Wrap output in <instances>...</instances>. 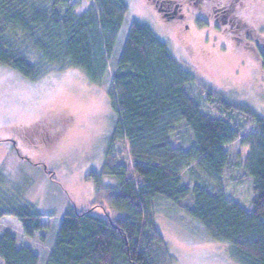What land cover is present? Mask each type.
I'll return each mask as SVG.
<instances>
[{"label": "trees", "instance_id": "16d2710c", "mask_svg": "<svg viewBox=\"0 0 264 264\" xmlns=\"http://www.w3.org/2000/svg\"><path fill=\"white\" fill-rule=\"evenodd\" d=\"M85 1L77 13L71 0H0L1 66L30 81L68 68L92 84L107 81L116 114L102 171L84 178L94 185V199L83 208L72 202L44 264H171L155 226L158 203L227 243L236 264H264V118L198 83L141 21H130L113 57L126 2ZM256 55L263 67V52ZM235 142L244 154L226 151ZM103 176L115 184H104ZM226 179L250 182L249 209L223 194ZM96 209L102 217L92 215ZM5 217L15 219L26 238L44 228L42 214L0 185V220ZM0 262L39 264V256L4 231Z\"/></svg>", "mask_w": 264, "mask_h": 264}, {"label": "rangeland", "instance_id": "374dc122", "mask_svg": "<svg viewBox=\"0 0 264 264\" xmlns=\"http://www.w3.org/2000/svg\"><path fill=\"white\" fill-rule=\"evenodd\" d=\"M124 1L128 12L113 57L120 52L130 21H141L198 83L264 118V66L256 55V49L264 54V0H179L181 17L170 20L149 0ZM71 3L77 13L88 5L85 0ZM115 121L107 81L92 84L74 68L30 81L0 65V185L10 198L31 204L44 225L26 238L19 223L5 217L0 234L9 231L32 248L39 264H44L72 202L83 208L93 201L94 185L84 178L90 171H102ZM225 149L245 153L237 142ZM45 169L53 172L55 181ZM102 182L115 184L106 176ZM224 183L223 194L249 209L250 182ZM92 215L102 217L103 211L96 209ZM154 221L171 264H236L227 243L210 239L195 219L170 205L158 203Z\"/></svg>", "mask_w": 264, "mask_h": 264}, {"label": "flooded vegetation", "instance_id": "af4514ba", "mask_svg": "<svg viewBox=\"0 0 264 264\" xmlns=\"http://www.w3.org/2000/svg\"><path fill=\"white\" fill-rule=\"evenodd\" d=\"M165 20L181 17L180 8L182 3L176 0H149Z\"/></svg>", "mask_w": 264, "mask_h": 264}]
</instances>
